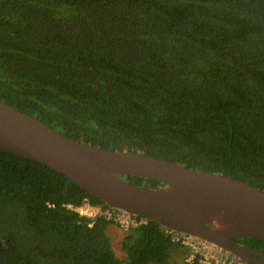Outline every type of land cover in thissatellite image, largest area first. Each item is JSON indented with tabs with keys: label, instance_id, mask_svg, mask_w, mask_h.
<instances>
[{
	"label": "trees",
	"instance_id": "16d2710c",
	"mask_svg": "<svg viewBox=\"0 0 264 264\" xmlns=\"http://www.w3.org/2000/svg\"><path fill=\"white\" fill-rule=\"evenodd\" d=\"M0 100L68 137L264 191V0H0ZM86 203L108 207L0 148V264H205L172 261L185 246L155 220L124 230L68 207Z\"/></svg>",
	"mask_w": 264,
	"mask_h": 264
},
{
	"label": "water",
	"instance_id": "95a60500",
	"mask_svg": "<svg viewBox=\"0 0 264 264\" xmlns=\"http://www.w3.org/2000/svg\"><path fill=\"white\" fill-rule=\"evenodd\" d=\"M0 148L66 175L108 206L201 237L245 261L264 264L263 251L233 240L264 239V191L249 183L145 153L105 149L68 137L1 100ZM125 175L160 179L166 186H139Z\"/></svg>",
	"mask_w": 264,
	"mask_h": 264
},
{
	"label": "built area",
	"instance_id": "2783aa9c",
	"mask_svg": "<svg viewBox=\"0 0 264 264\" xmlns=\"http://www.w3.org/2000/svg\"><path fill=\"white\" fill-rule=\"evenodd\" d=\"M68 207L83 215L91 217L96 215L104 216L108 220L117 222L124 230H129L148 221L145 217L111 206L95 208L89 203H86L83 206L68 204ZM170 232L173 233V239L189 248L190 256L187 259L189 261L200 256L201 261L205 264H242L241 259L236 254L201 237L173 230H170Z\"/></svg>",
	"mask_w": 264,
	"mask_h": 264
},
{
	"label": "rangeland",
	"instance_id": "374dc122",
	"mask_svg": "<svg viewBox=\"0 0 264 264\" xmlns=\"http://www.w3.org/2000/svg\"><path fill=\"white\" fill-rule=\"evenodd\" d=\"M108 235L111 241V245L118 257L126 258V252L123 247V231L119 226L111 225L108 229ZM173 253V252H172ZM190 256V250L187 247H179L174 250L172 261L183 262Z\"/></svg>",
	"mask_w": 264,
	"mask_h": 264
},
{
	"label": "flooded vegetation",
	"instance_id": "af4514ba",
	"mask_svg": "<svg viewBox=\"0 0 264 264\" xmlns=\"http://www.w3.org/2000/svg\"><path fill=\"white\" fill-rule=\"evenodd\" d=\"M237 242V241H236ZM237 243H239V244H241L242 246H244V247H246V248H249V249H254V248H250V247H247V246H245V244L243 243V241L241 242H237ZM255 250H257V249H255ZM261 251V250H260ZM241 263L242 264H256V263H253V262H248V261H245V260H243V259H241Z\"/></svg>",
	"mask_w": 264,
	"mask_h": 264
}]
</instances>
